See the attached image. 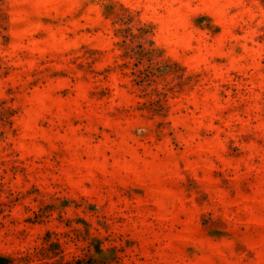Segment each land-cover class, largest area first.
<instances>
[{
	"label": "rangeland",
	"instance_id": "rangeland-1",
	"mask_svg": "<svg viewBox=\"0 0 264 264\" xmlns=\"http://www.w3.org/2000/svg\"><path fill=\"white\" fill-rule=\"evenodd\" d=\"M0 264H264V0H0Z\"/></svg>",
	"mask_w": 264,
	"mask_h": 264
}]
</instances>
